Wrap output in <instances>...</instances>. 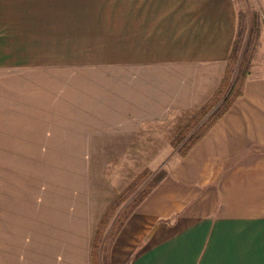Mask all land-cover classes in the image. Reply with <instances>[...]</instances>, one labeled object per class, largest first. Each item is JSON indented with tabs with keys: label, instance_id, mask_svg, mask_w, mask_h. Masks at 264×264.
<instances>
[{
	"label": "crops",
	"instance_id": "0c3cea01",
	"mask_svg": "<svg viewBox=\"0 0 264 264\" xmlns=\"http://www.w3.org/2000/svg\"><path fill=\"white\" fill-rule=\"evenodd\" d=\"M240 63L237 97L108 219L100 259L106 208L72 221L71 176H2L8 153L170 138ZM95 261L264 264V0H0V264Z\"/></svg>",
	"mask_w": 264,
	"mask_h": 264
},
{
	"label": "rangeland",
	"instance_id": "374dc122",
	"mask_svg": "<svg viewBox=\"0 0 264 264\" xmlns=\"http://www.w3.org/2000/svg\"><path fill=\"white\" fill-rule=\"evenodd\" d=\"M193 117L183 128L189 124ZM197 127L198 124L194 125L193 130H190L191 132L187 133L185 138ZM178 133L172 135L173 138H169V134L167 136V134L158 132L140 133L133 142L132 148H71L64 150V157L59 156L62 150H56L58 157L55 150H51L46 157L39 153L37 159L35 156L31 157L29 153L27 157L11 159L8 153L5 156L8 163L1 165V172L2 176H39L40 184H42L41 176H71L72 221L75 215H80L78 212H73L76 210L74 206H83L82 209L87 220H92L102 207L108 208L119 197L111 212L106 215L104 220H101L103 223L100 233L102 231L106 233L109 230L104 228L108 219V224L115 222L112 235L125 215L124 209H131L140 192L153 183L165 166L173 162V159L182 151L178 148L184 139L179 144L175 143ZM165 135L168 138L162 139ZM92 144L102 143L94 142ZM72 145L76 144L72 142ZM164 145H166L165 148H163ZM28 152L30 151L28 150ZM62 172L63 174L65 172V175H62ZM111 219L113 220L111 221ZM99 221L96 227H98ZM95 231L96 229L94 233ZM100 239H102V235L101 237L98 235V241ZM98 251L99 247L93 251L95 260V254L100 259ZM102 257L105 258V255L103 254Z\"/></svg>",
	"mask_w": 264,
	"mask_h": 264
},
{
	"label": "trees",
	"instance_id": "16d2710c",
	"mask_svg": "<svg viewBox=\"0 0 264 264\" xmlns=\"http://www.w3.org/2000/svg\"><path fill=\"white\" fill-rule=\"evenodd\" d=\"M233 58V53L232 57ZM232 64V63H230ZM233 70L230 67H227L223 79L220 82V85L214 92L212 98L194 115V117L190 120L189 124H187L183 130H181L177 137L175 138V143L179 144V141L183 138L184 141L178 148L182 151L179 153V155H183L185 151L188 149V147L205 131L207 130L229 107L231 102L234 100L235 97L238 95V86L240 84L241 79H243L245 70L243 66L241 67V63L238 66L237 72L234 75V79L231 81L230 75L232 74ZM232 76V75H231ZM227 89V90H226ZM227 91L226 94L223 96L221 101H219L220 96L223 95ZM216 107L212 110L210 115L205 119L204 122L201 123L200 126H198L193 133H191L188 137L185 138V135L194 128V125L198 123L200 118H202L203 115H205L208 111H210L214 106ZM161 173H159L158 178L153 181V183L150 184V187H152L160 178ZM149 190V186L146 187L145 190H142L136 200H134V206L141 201V199L146 195L147 191ZM119 199V197L116 198L110 204L108 208L105 209L104 214H102L100 218V223L98 224V227H96V231L92 238L91 243V254L93 255V251L96 250V247L98 246V235H100V229L102 225V221L104 218H106V215L111 212L113 206L115 205L116 201Z\"/></svg>",
	"mask_w": 264,
	"mask_h": 264
}]
</instances>
